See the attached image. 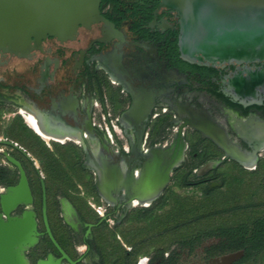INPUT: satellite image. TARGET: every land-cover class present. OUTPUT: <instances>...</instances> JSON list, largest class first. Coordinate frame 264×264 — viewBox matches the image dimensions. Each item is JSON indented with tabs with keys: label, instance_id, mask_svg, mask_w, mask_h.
I'll return each instance as SVG.
<instances>
[{
	"label": "flooded vegetation",
	"instance_id": "af4514ba",
	"mask_svg": "<svg viewBox=\"0 0 264 264\" xmlns=\"http://www.w3.org/2000/svg\"><path fill=\"white\" fill-rule=\"evenodd\" d=\"M155 1L101 0L99 12L104 20H93L87 26L79 25L71 39L61 41L54 36H47L38 46L32 42L31 48L25 56L0 50V66H5L8 63V58L27 61L22 68V76L14 83L13 87L4 84L3 78L0 79V103H15L19 107L18 113L24 118L18 103L22 97L27 105L23 106L21 110L28 117L35 119L43 130L50 132L52 137L64 136L65 134L59 132L68 130L71 131L70 133L79 134L82 143L74 140L72 142L74 141L80 146L84 159L85 157L87 159L85 165L94 171L97 159L88 142H92L91 139L96 134L93 124V120L97 117L96 108L100 113V120L108 123L110 122L109 106L113 111L116 103L121 104V109L114 116L115 121L123 129L127 138L131 137L134 141L138 137L141 140L152 117L154 120H158L168 116V124L173 122L180 124L181 127L188 126L189 129L180 131L174 136L172 142L163 146L176 141L179 148L181 142L185 143L182 161L172 170L173 172L179 168L186 169L189 150L187 139L190 134H198L202 138L210 140L202 131L183 121L189 119L190 116L195 119L199 114L206 113L222 128L226 138L237 146L242 155L240 160L229 158L218 145L210 140L219 149V153L214 158L195 166L192 171L199 167L200 179L187 181L186 184L195 185L199 181L211 180L221 185L222 182L217 179L219 174L217 168L226 162H232L241 170L256 172L264 159V155L261 154L264 151V52L243 55V57L240 53H234L227 61L202 64L215 68L213 81L216 93L212 95L190 73L181 71L171 63L170 55L167 54L168 41L172 39L171 33L176 31L178 42L180 17L177 11L160 6L161 0H158L157 6L152 9ZM179 57L183 59L180 52ZM61 76L67 79H63ZM188 80L203 87L205 92L214 99L221 114L223 113L228 118L225 125L205 108H197L192 106L187 99L183 101L181 97L178 98L180 93L187 96ZM65 81H70V84H65ZM177 83L179 87L175 86ZM175 89L178 92L177 98L173 97ZM107 92H110L109 97H107ZM133 102H135L136 108L133 113L128 114L127 111ZM36 105L42 109L43 119H41V115L35 114ZM161 106H166L168 109L160 113ZM168 111L170 114H174L173 119L170 118L172 115H168ZM121 113L123 114L121 115ZM19 114L15 117H20ZM23 123L33 131L25 119ZM168 124L163 128L165 131L169 127ZM127 130H129L128 134ZM34 134L37 135L35 132ZM97 139L99 140L98 137ZM49 140L57 141V138ZM66 140L70 141L65 138L62 144L66 143ZM2 142L5 145L4 149L0 150V154L5 158V162L0 161V169H7L9 173L14 172L16 181L6 183L7 181L4 180L3 183H0V198L9 188L18 184L20 171H23L27 181L29 201L17 203L7 213L2 210L0 203V218L20 216L25 210H31L34 213L35 242L24 253L29 264H37L48 257L58 260L60 264H106L98 244L102 235L95 231L96 229L102 230L106 219L115 211H117L115 215H118L120 211L117 226L125 224L123 220L127 212L124 211L130 208L128 204L123 203L124 198L117 197L120 194L109 193L107 190L109 181H106V174L110 164H107L109 158L102 153V150L109 151V148L103 143L95 142L99 155L105 161V164L102 165L103 172L100 175V177L102 176L100 178L101 187L97 186L100 196L98 193L97 195L107 205L115 204L110 206L112 211L101 215L95 221H86L67 199H59L60 216L67 228H70V236L75 238V234L80 232V240L83 243L81 247L74 244L79 253L72 256L65 246V242L62 244L63 238L55 231L54 225L52 226L42 174L38 172L40 177L37 178L35 170L30 169L29 165L26 167L25 161L30 158L21 147L10 143V141L3 140ZM157 144L163 145L155 142L148 144L146 148ZM13 150L21 153L20 156L14 155ZM145 150L141 151L140 148L137 157L132 162H138L140 158H143V154L148 151ZM253 150H258L256 157ZM10 159L16 160L18 165ZM84 159L82 168L90 170L83 166ZM34 166L37 168L35 164ZM142 168L143 164L139 168L136 167V170ZM30 170L32 171L30 172ZM212 173L214 175L209 176ZM96 177L99 179L96 174L95 183ZM166 186L160 195L150 203L136 202L134 205L148 206L152 204L161 196ZM112 200L114 201L112 202ZM119 201L122 203L118 204ZM43 205L45 209H43ZM146 208L143 207L140 210L146 211ZM135 215L140 218V221H146L145 225L151 224L150 219H142L145 218L146 213L138 212ZM148 215H153V213ZM258 218H264V215L255 219ZM252 221L249 224H244L250 227ZM237 225L239 224L228 227H237ZM124 237L125 234L121 233L117 236L119 245H112V248H116L119 254L110 264H131L133 261V264H172L173 259L181 264L180 259L184 254L189 255L190 252L197 250V247H200L201 255L191 264H237L245 253L244 248L223 251L214 248L221 245L222 237L210 236L198 240L192 247L185 243L188 242L185 239L175 252L166 249L163 256H159L158 250H153L151 246L152 251L144 253L148 255L147 258L139 261L137 260L139 254L134 256L137 244L143 241L148 242V239H138L137 243L133 242L136 246L124 247L121 245L123 244L121 240ZM261 238L262 240L258 244L264 247V223L261 226ZM234 253L241 255L229 262L224 259L225 256Z\"/></svg>",
	"mask_w": 264,
	"mask_h": 264
},
{
	"label": "rangeland",
	"instance_id": "374dc122",
	"mask_svg": "<svg viewBox=\"0 0 264 264\" xmlns=\"http://www.w3.org/2000/svg\"><path fill=\"white\" fill-rule=\"evenodd\" d=\"M26 63L27 61L24 60L8 58V63L5 66H0V79L3 78L4 84L13 87L14 83L22 76V68ZM61 77L67 79L64 76ZM65 84H70V81H65ZM187 85V96L185 97L183 93H180L178 98L181 97L183 101L187 99L192 106L197 108H205L213 117L217 118L219 122L225 125L228 118L223 113L221 114L218 105L214 99L205 92V89L190 80H188ZM175 86L179 87V84L177 83ZM177 93V89H175L173 93L174 98H177ZM10 96L15 99L12 95ZM109 96L110 92H107V97ZM18 103L21 112L23 106L27 104L22 97L19 99ZM121 107V104L116 103L113 107V111H111V107L109 106L110 122L108 123H104L100 120V113L98 112V108H96L97 117L93 120L97 136L94 134L95 137L91 140L93 142L103 143L109 148V151L102 150V153L113 161L121 156L128 159L131 156L132 150L129 139L114 118ZM160 108V113L168 109L166 106H161ZM18 110L19 107L15 103H0V149H4L5 144L3 145V140L10 141L12 144H17L37 166L44 180L52 185L53 190L48 195L51 205V219L54 221L55 227L58 230H62L64 233L65 246L71 255L74 256L79 253V250L75 249L74 244L81 247L83 243H81L80 240V232L75 234V238L74 236H70V228H67V225L60 216L59 199H67L86 221H95L101 215L110 213L112 207L107 205L97 195L95 189V174H93L94 171L85 165L87 159L86 157L84 159V154L80 146L74 143V141L66 140V143L60 144L52 140L46 142L39 137L46 148H48L44 150L36 140L33 141L35 137L30 135V133L20 132L18 135H15L11 132L12 124L15 123V116L19 114ZM41 110L42 109L38 106L34 109L35 114L41 115V119H43ZM167 113L168 115L170 114L169 111ZM170 115H172L170 118L173 119L174 114L171 113ZM20 117L24 121L21 115ZM155 120L153 117L151 118L149 126L146 128L140 140L139 144L141 151L146 149L152 139H156V141L164 145L172 142L174 136L180 131L183 132L189 129L188 126L181 127L180 124L170 122L166 131L164 130L163 133L162 131L161 133H157L156 129L158 124H162L165 117L158 119L156 125H154ZM126 132L128 134L129 130ZM32 133L34 132L32 131L31 134ZM97 137L102 142H100ZM238 141L241 142L240 140ZM135 142L137 143V140H135ZM42 150L47 153V156L41 152ZM13 154L20 156L21 153L17 150H13ZM53 154L59 161L56 171L54 170L55 167L52 168L50 166L54 161L52 157ZM63 154L65 157H62ZM261 154L264 155V151H262ZM49 156L51 159H49ZM0 157H2L1 154ZM80 158L81 163L79 168L77 161ZM66 159L70 161L71 166L66 162ZM83 159L84 167L91 171L82 168ZM142 161L143 158H140L138 162H132L131 164L139 168ZM263 165L264 159L256 172H250L241 170L233 165L232 162L223 163L217 168L219 173L217 179L222 182L221 185L211 180H203L195 185L189 184L181 186L174 183V172L172 171L170 173L168 185L155 202L148 206L134 205L125 209L124 212H127L123 220L125 224L121 226H117L120 211L118 215H115L117 212L115 211L106 219L102 230L96 229L95 232L102 235L98 244L103 252L105 263L110 264V262L118 256L119 253L117 249L112 248V245H119L117 236L121 233L125 234L124 239L121 240L123 243L121 245L124 247L131 245L132 242L137 243L138 239H148V242L143 241L137 244L136 250L139 254L137 260L140 261V259L143 260L147 258L148 255L144 253L151 250V246L153 250L168 248L175 252L177 248H180V243L190 234L207 232L220 225L249 224L253 219L264 215ZM211 175H214V173L209 174V176ZM199 179L200 171L199 167H196L191 173V180L197 181ZM206 191L209 192L208 195L205 194ZM164 198L165 200H163ZM176 203L183 204V209L185 210H182L181 213H177L174 207ZM143 207H147L146 211L140 210ZM147 209H149V211ZM138 212L146 213L147 215L148 213H153V217L150 219L151 224L145 225L146 221H140V218L135 215ZM199 249L200 247H197V250L190 252L189 255L184 254L182 259H180V263L191 264L193 260L198 259L199 255H201ZM174 264H178L176 260ZM245 264H264V251L260 254L256 263L249 261Z\"/></svg>",
	"mask_w": 264,
	"mask_h": 264
},
{
	"label": "water",
	"instance_id": "95a60500",
	"mask_svg": "<svg viewBox=\"0 0 264 264\" xmlns=\"http://www.w3.org/2000/svg\"><path fill=\"white\" fill-rule=\"evenodd\" d=\"M100 2L0 0V50L25 56L32 42L38 46L47 36L61 41L71 39L79 25L87 26L93 20H104L99 12ZM160 6L177 11L180 17L177 45L181 57L188 62L214 64L229 60L234 53L243 57L264 52V0H161ZM133 106L134 102L129 109ZM31 129L42 138L35 129ZM204 135L217 145L216 139L206 133ZM222 151L229 156L225 149ZM10 160L18 165L16 160ZM175 167H171L170 172ZM117 170V165H113L114 180ZM169 179L170 176L166 184ZM150 185L149 181L143 182L138 190L145 191ZM115 186L118 187L117 184ZM95 187L97 189L96 183ZM135 198L134 194L130 195L123 203ZM24 201H29V191L24 172L20 171L18 184L1 195L0 203L7 213ZM35 234L36 221L31 210H25L20 216L0 218V264H29L24 253L34 244ZM240 255L229 254L224 259L229 262ZM37 264L60 263L48 257Z\"/></svg>",
	"mask_w": 264,
	"mask_h": 264
},
{
	"label": "trees",
	"instance_id": "16d2710c",
	"mask_svg": "<svg viewBox=\"0 0 264 264\" xmlns=\"http://www.w3.org/2000/svg\"><path fill=\"white\" fill-rule=\"evenodd\" d=\"M158 4V0H156L154 2V5L152 6V9H154ZM177 32L173 31L171 33V37L172 39H170L168 41V51L167 54L170 55V61L174 66H177L181 71H187L188 73H190L192 75V77L198 81L200 84L204 85L206 87V90L210 93V94H215L216 93V89H215V84L213 81V75H214V67L211 65H202V64H197V63H191L188 62L186 60H183L179 57V51H178V46H177ZM15 123L12 124V128H11V132L14 133L15 135H18L20 132H26V133H30V135L34 136L35 139L33 141H37L41 147L44 150H47L48 148H46L45 144L43 143V141L34 133L31 134V130L23 123L22 119L18 116L14 119ZM169 122V117L166 116L165 120L163 121V123H159L158 127L156 129L157 133H161L162 130H164V126H166V124H168ZM157 124V120L154 122V125ZM154 127V126H153ZM156 141V139H152L150 140L149 144H153ZM188 142V160L186 162L187 166L186 169L184 168H179L176 169L174 171V177H173V181L175 184H179L181 186L183 185H187L186 182L191 180V173H192V169L197 166L198 164H201L203 162H205L208 159L214 158L218 153H219V149L208 139H204L201 136H199L198 134H190L188 136L187 139ZM44 150H42L41 152L44 153L45 156H47L44 152ZM195 154V155H193ZM54 159V161L56 162H52L50 164V166L53 168L55 167V171L57 170L59 161L55 158L54 154L52 156ZM62 157H65V155L63 154ZM49 159H51V157L49 156ZM48 162V161H47ZM66 162L70 165V161H68L66 159ZM25 163L27 164L26 167H28L30 169L35 170L36 176L37 178H39L40 176L38 175L39 170L37 168H35L34 163L32 162V160H28L25 161ZM80 163H81V158L78 159L77 164L78 167L80 168ZM48 164V163H47ZM49 165V164H48ZM32 170H30L31 172ZM29 172V173H30ZM262 172H264V165L262 167ZM15 173H9V171H7V169H0V183H3L4 180H6V183H14L16 181V177H14ZM44 184H45V189H46V193H47V197L48 195L52 192L53 187L52 185H50L49 183H47L44 178H43ZM206 195L209 194L208 191L205 192ZM166 198V197H165ZM165 198L163 200H165ZM48 207L49 210L51 212V205L48 199ZM174 207L177 210V213H181L183 209V204L181 203H176L174 204ZM149 211V209H147ZM51 214V213H50ZM149 214V213H148ZM208 216V215H206ZM153 216L152 215H147L145 218H142L143 220H147V219H151ZM51 218V217H50ZM52 221V226L55 224L54 221L51 219ZM264 223V218H258V219H254L252 221L251 226L249 227L246 224H239L237 225V227H228V226H218L217 228L207 231V232H203V233H194V234H190L186 240L188 242V245H191L190 247H192V245L194 243H196L198 240L202 239V238H207L210 236H221L222 240H221V245L220 246H215L214 248L220 249V250H225V249H233V248H244L245 249V253L243 258L241 259V261H239L237 264H245L248 261H252L253 263H256V261L258 260V258L260 257V254L264 251L262 250L264 247L261 246V244L259 245L258 243L261 242L262 238H261V226H263ZM63 225V224H62ZM64 226V225H63ZM55 231L59 234V236L61 238H63L62 240V244H64V233L62 232V230H58L55 225H54ZM60 238V239H61ZM250 244H252L253 246H249ZM131 245H135L133 244V242L131 243ZM168 248H163V249H159L157 251L159 256H163V253L165 252V250ZM138 254V251L136 250L134 252V256ZM34 262V259L32 260V263ZM175 260L173 259V263L174 264ZM112 263V261L110 262ZM133 262H131V264H133ZM163 264V263H161Z\"/></svg>",
	"mask_w": 264,
	"mask_h": 264
},
{
	"label": "bare ground",
	"instance_id": "6f19581e",
	"mask_svg": "<svg viewBox=\"0 0 264 264\" xmlns=\"http://www.w3.org/2000/svg\"><path fill=\"white\" fill-rule=\"evenodd\" d=\"M136 105L134 102L133 108L129 109L127 111L128 114L133 113L135 110ZM22 115L24 116L25 121L28 123V125L35 129L37 133L44 138L45 140H49L50 138H57V141L63 142L65 138L74 140L78 143H82V140L79 136V134L70 133L71 131H62L59 133L65 134L61 137H52L50 132H47L43 130L40 125L33 119L32 117H28V115L21 110ZM186 124L191 125L192 127L199 129L203 133H206V135H209V137H212L216 139L217 145L225 149V151L229 154L228 157H232L235 160H240L242 153L239 151L237 146L226 138L225 134L223 135L222 128L215 123L211 117L208 114L201 113L199 116H197L195 119L190 116L189 119L183 120ZM130 144L132 145L131 150V156L127 159L123 156L118 157L116 160H109L108 163L110 164L108 166L107 174H106V181H109L107 190L109 193H118L120 194L117 197H121L127 199L130 195H135V199L131 202L126 201L125 204H128V207L133 206L136 202L146 204L150 203L152 200H154L156 197L160 195V191L164 187L167 181V177L170 176V168L175 167L178 163L182 161L183 153H184V144L181 142L179 148L176 141L168 144L167 146L163 147L164 145H152L151 147L146 148L147 153L143 154V168L140 170H136V167L131 165L132 161L137 157L138 151L140 149V137H138L137 143H135L134 139L131 137ZM179 140V139H177ZM91 151L93 155L96 156L97 159V165L94 169V174L99 176V179L96 177V186L99 188L100 185V175L101 172H103L102 165L105 164V161H103L102 157L99 155L98 147L96 146L95 142H88ZM145 150V151H146ZM255 152L256 157V150H253ZM173 153V154H172ZM256 160V159H255ZM106 164V165H107ZM113 165H117L118 170L116 172L115 180L112 177V167ZM89 167V166H88ZM99 180V181H98ZM149 181L152 185H150L145 191L138 190L139 186L142 185L143 182ZM117 184L118 187L115 185ZM98 190V188H97ZM138 190V191H137ZM99 194V192H98ZM100 196V194H99ZM114 200H112L113 202ZM109 205V204H108ZM115 204H112L110 206H114Z\"/></svg>",
	"mask_w": 264,
	"mask_h": 264
},
{
	"label": "built area",
	"instance_id": "2783aa9c",
	"mask_svg": "<svg viewBox=\"0 0 264 264\" xmlns=\"http://www.w3.org/2000/svg\"><path fill=\"white\" fill-rule=\"evenodd\" d=\"M0 141H1V139H0ZM1 150V149H0ZM0 161L1 162H5V158L2 156V157H0Z\"/></svg>",
	"mask_w": 264,
	"mask_h": 264
}]
</instances>
